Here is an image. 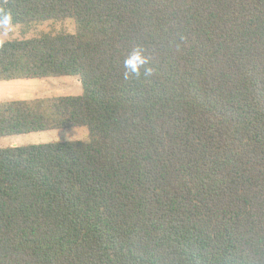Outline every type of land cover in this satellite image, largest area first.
Segmentation results:
<instances>
[{"label": "trees", "instance_id": "16d2710c", "mask_svg": "<svg viewBox=\"0 0 264 264\" xmlns=\"http://www.w3.org/2000/svg\"><path fill=\"white\" fill-rule=\"evenodd\" d=\"M67 19L0 41V81L83 89L0 102V138L89 131L0 148V264H264V0H0Z\"/></svg>", "mask_w": 264, "mask_h": 264}, {"label": "rangeland", "instance_id": "374dc122", "mask_svg": "<svg viewBox=\"0 0 264 264\" xmlns=\"http://www.w3.org/2000/svg\"><path fill=\"white\" fill-rule=\"evenodd\" d=\"M48 31L74 32L75 23L72 19L48 21L34 26L31 32L26 35L22 33L20 26L12 25L0 29V41L22 38L24 36L32 37ZM82 91L81 83L74 76L13 79L0 81V102L32 100L57 95H80ZM88 135L89 131L86 127L31 132L22 135L1 137L0 148L43 144L54 141L86 140Z\"/></svg>", "mask_w": 264, "mask_h": 264}, {"label": "clouds", "instance_id": "9594fccd", "mask_svg": "<svg viewBox=\"0 0 264 264\" xmlns=\"http://www.w3.org/2000/svg\"><path fill=\"white\" fill-rule=\"evenodd\" d=\"M5 19L6 20H10V17H5ZM131 63V61H126V65L127 64H130ZM144 63H146V61L145 60H141V64H144ZM145 74L146 75H150L151 74V70L150 69H145Z\"/></svg>", "mask_w": 264, "mask_h": 264}, {"label": "crops", "instance_id": "0c3cea01", "mask_svg": "<svg viewBox=\"0 0 264 264\" xmlns=\"http://www.w3.org/2000/svg\"><path fill=\"white\" fill-rule=\"evenodd\" d=\"M78 81L80 82V80L78 79ZM66 84H68V83H66ZM58 96V95H57Z\"/></svg>", "mask_w": 264, "mask_h": 264}]
</instances>
